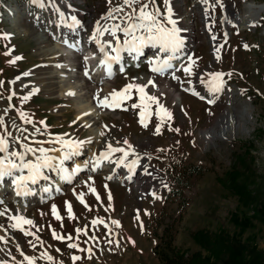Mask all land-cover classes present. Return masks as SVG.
Here are the masks:
<instances>
[{
    "label": "rangeland",
    "instance_id": "obj_1",
    "mask_svg": "<svg viewBox=\"0 0 264 264\" xmlns=\"http://www.w3.org/2000/svg\"><path fill=\"white\" fill-rule=\"evenodd\" d=\"M62 1L68 3L70 10H77L74 11L85 20L89 32L94 22L99 29L100 24H105V28L114 24L123 26L121 17L133 9L138 10L141 3L149 2L139 0L126 6L123 0ZM245 1L264 4V0H222L235 14L243 13ZM202 4L194 0H169L176 27L178 22L180 26L191 23L196 37L191 41L184 36L185 29L180 27L179 35L183 47L188 45L191 60L188 57L177 74L172 70L166 72L168 75L151 73L153 65L147 53L144 61L139 62L141 65L136 69L129 68L126 74L116 75L109 87L111 93L129 83L147 84L148 80H137L141 75L152 76L153 82L170 78L167 81L180 89L181 100L152 85L145 88L147 95L155 96L170 117L164 111L158 117L157 103L145 100L144 123L147 126L142 125V109L131 107L140 103V95L132 89L130 99L123 100L119 107L111 108L103 115L106 126L100 137L94 139L75 117L71 99L50 97L43 89L29 90V86L21 84L35 80L32 72L42 63L35 51V40L23 30L31 26L43 31L58 21L56 16L48 23V14L43 13L47 23L39 25L30 20L31 12L22 10L16 0H0V82H3L0 84V136H7L9 148L18 145L12 138L17 129H21L20 133L64 137L80 149L81 159L88 155L87 146L95 145L96 155L105 163L88 171L86 183L78 185L76 180L68 185L64 181L62 183L69 186L67 189L44 202L35 203L26 212L15 208L20 205L13 206L11 201L4 200L11 196V190L4 186L7 191L3 190V199H0L3 200L0 213H4L0 215V237L3 238L0 240V262L26 264L21 255L23 252L35 257V264H162L154 247L167 233L172 236L173 247L179 254L198 253L201 258L208 257L209 264H227V254L217 257L210 247L200 245L198 241L200 235L207 234L210 236L208 241L213 242L215 234L223 233L247 245L243 264L258 259L264 264V10L257 15L255 23L243 29L236 22L224 27L222 22H214L216 40L206 41L211 39L209 36L205 41H197L204 35L205 16L199 9ZM155 6L161 12L158 19L171 27L165 20L164 0H155ZM55 7L57 12L58 7ZM117 7L123 11L115 12ZM151 7L150 4L149 10ZM110 11L115 19L109 18ZM209 11L213 20L219 18L215 9ZM62 20L60 28L66 24ZM3 34H7V38H3ZM104 36H107L105 32L100 37L111 41L109 36ZM121 36L125 39L118 31L115 37ZM148 48L146 51L153 46ZM189 66L190 75L184 71ZM211 73L224 74L218 92L209 91ZM187 87L196 94L185 91ZM225 108L238 112V119L242 121L238 122L235 114L231 116L224 112ZM214 128L216 133L207 137L205 132L209 134ZM109 146L128 153L145 146L142 154L149 165L164 176V182L138 196L135 182L125 183L118 180L117 175L122 164L130 159V153L120 163L124 153H109ZM102 154H107L106 158ZM89 161H92L91 157ZM134 177L138 180L141 174L136 173ZM51 184L53 179H50ZM80 195L83 204L78 199ZM66 202L71 206L72 218H69ZM53 205L60 219L53 215ZM10 216L30 219L34 226L10 220ZM93 220L103 223L93 225ZM113 221H118L119 226ZM12 224L19 227L13 229ZM109 225L114 226L113 229ZM20 228L32 235H24ZM77 228L82 229L79 236ZM53 232L65 239H54ZM69 243L77 244L78 249L68 248ZM42 253H47L52 260L45 259ZM73 256L80 259L73 261Z\"/></svg>",
    "mask_w": 264,
    "mask_h": 264
},
{
    "label": "bare ground",
    "instance_id": "obj_2",
    "mask_svg": "<svg viewBox=\"0 0 264 264\" xmlns=\"http://www.w3.org/2000/svg\"><path fill=\"white\" fill-rule=\"evenodd\" d=\"M194 1L196 3L198 2V4L201 3L200 0ZM55 3L56 5L59 4V6H57L58 9L60 8V12L58 11L56 17L58 21L55 20L54 23H51L46 27L45 30H48V32H45V30L42 31L40 28H34L31 26L30 28L27 27L23 30L35 40V51L39 55L42 63L40 64L41 67L38 70L32 72L35 76V80L22 81L21 84L23 86H29V90H36L38 88L43 89L44 93L50 97L55 96L71 99L76 112L75 117L79 119V121L84 126L87 127L89 134H91L94 139H98L103 133V127L106 126V124H104L103 122L102 117L106 114L107 111H110L111 108L97 107V102L94 97H96L97 95L101 99H103L104 97H108L110 103L111 96L109 87L111 86V83L116 79V77L113 80L108 79V71H106L104 67L100 66V60L103 58V54H101L98 48L95 46L96 42L94 41L95 43H92L93 40L90 39V37H92L93 35V32L97 29V27L94 26L96 23L91 26L90 33L87 29L88 27L86 23L84 24L85 20L81 15L75 12L77 11L76 9L71 7L75 11L70 10L66 5L67 2L64 3L62 0H56ZM199 9L202 16H205V20H203L205 21V25L203 27L204 35L203 37H200V39H197V41H205V39L210 36L211 39L208 38L206 41L211 42L213 40H216L217 37V32L213 25L214 22H222L223 27L224 25L227 26L236 22L241 24V27L243 29L251 23H255V21L257 20V15H259L264 10V4L245 1L243 4V13L235 14L230 11L229 5L227 3L222 2V6L215 7V13L219 15V18H216L214 20L209 16V13H211V11H209L210 8H208L207 5L202 4L200 5ZM72 17H75L77 23L73 22ZM60 19H64L66 21V24L62 25L61 28ZM53 20L48 21V23ZM34 22H38V24L42 23L41 21ZM43 23L46 24L47 22ZM79 24L83 25L85 30L76 29ZM180 25L181 24H179L178 22L179 27L177 26V28L181 29L180 27H183L185 29L183 31L184 36L189 37L191 41L196 40L191 27L193 25L191 23H182L183 26ZM59 37H61V39H59ZM213 37H215V39H213ZM99 39L102 43H111L109 38L99 37ZM53 40H55V43L53 42ZM64 41H67L69 44H75L76 49L74 50L72 48H69L68 46H66ZM151 47L152 45H150V48ZM110 49V47H106V51L109 54L111 53ZM146 50H149V48L147 47ZM150 54H153L154 58H157L161 54L168 55V57H174L170 60V64L172 65V67L166 69V72L168 70H172L174 71V74H177V72L179 71L178 67L182 65L181 50L176 53L160 52L159 46L157 45L155 48L153 47L150 50ZM139 55H137L135 52H131L128 55V59H131V61L133 62L134 60L140 58ZM85 57H88L87 61H85ZM86 72L87 75H85ZM169 75L173 76L171 74ZM167 79L169 80L170 78ZM167 79L156 80L155 82H153L152 87H155L159 91L166 90L171 93V96H176L178 97V100H181V95L179 93L180 89H176L175 87H173L171 85V82L167 81ZM137 80H152V76L141 75L137 77ZM185 89V91L187 92L189 91L191 93H194L190 87H187ZM182 90L184 89L182 88ZM69 93L73 94L69 95ZM224 110V112L230 114L231 116L235 114V119L238 122L242 121L238 119V112L232 110V108H225ZM243 121H245V119ZM12 122L13 119L11 123ZM20 131L21 129L15 130V135L12 136V138L16 142L17 140L19 141L18 145L12 146L11 148H9V150L22 151L21 144H26L32 148H44L45 150L51 149V151H48L47 154L54 158L53 167L41 169L42 178L38 179L37 183L32 184L31 182H29L27 184V187L30 189L34 188L36 184H39L38 194H35V199L32 198L34 195H27V190L24 189L21 190L23 194L16 195L14 193L15 187L11 183V178H5L3 183H0L1 194L4 190V186H8L12 190V194L9 197L10 199L5 198L4 200H7L8 202L11 201L13 206L14 204L20 205L15 206V208L20 212H26L27 208L35 205V203H38V197H43L45 199L53 195L52 192L55 189L61 190L62 187H65L64 189H67L69 186L65 185V183H62L64 181L67 182L68 185L70 184V182L76 180L78 181V185L86 183V181L89 180L88 171H93L97 166L105 164L96 155L95 145L87 146L88 155H86L87 157H84V159H81L79 156L80 149L77 148V146H74L72 148L67 146L62 147L61 143L57 140L58 137L56 136L48 137L46 136V134L44 135L26 132L20 133ZM209 132V134L207 131L205 132L207 133V137H209L212 132L216 133L215 128L214 130ZM60 138H62L64 141H68L64 137ZM144 148L145 146H140L139 148L131 150L129 152L130 159L122 164V170H119V173L117 174L118 180H121L125 183L135 182L138 196H141L142 194L148 192V190L154 189L164 182V176L156 169H153L149 165L145 155L142 154ZM66 154L68 156L67 159L64 158ZM38 155H40L39 152H36L34 154L29 153L26 155L25 160H32L33 162H35V157ZM90 157L92 161H89ZM133 160H136V164L130 169L129 165H131V162ZM56 165H59V167H56ZM74 168L78 169L75 173L72 172V169ZM136 173L137 175L141 174L142 178L139 177V179L137 180L134 177ZM14 175H27V170L25 169L22 173L16 172L14 173ZM50 179H53V181L57 180L58 183H54L53 187H51ZM44 189H48V191H44ZM70 189L74 190L75 187H70ZM109 226L111 229H113L114 227L111 225Z\"/></svg>",
    "mask_w": 264,
    "mask_h": 264
},
{
    "label": "snow or ice",
    "instance_id": "obj_3",
    "mask_svg": "<svg viewBox=\"0 0 264 264\" xmlns=\"http://www.w3.org/2000/svg\"><path fill=\"white\" fill-rule=\"evenodd\" d=\"M31 3L39 4L40 7H43V3L41 0H30ZM124 4L126 6H131L133 4H136L139 2V0H123ZM201 3L208 6V8L215 9L216 6H222V0H201ZM151 4V10H149V5ZM164 5L166 9V15L165 20L167 21V24L171 25V27H166L164 23L158 19V17L161 15L160 10L155 6V0H149L148 3H141L138 10L133 9L131 13L125 14V16L121 17V20L123 21L122 24H114L111 28H104L103 31L99 29V27L93 32L92 37H90L91 40H94L98 46V50L101 54H103V58L100 60V66L104 67L106 71L110 70L111 63L110 62H116L118 63L121 60L120 52L121 51H128V52H135L137 55L140 54L141 48L145 45H152L153 47L159 46L160 52H171L176 53L178 52L182 45L183 40L181 39L179 35V29L176 27V21L172 18V9L169 7V0H164ZM59 11V9H57ZM115 12L119 13L122 12L123 9L120 7H117L114 9ZM207 12V9H206ZM109 18L115 19L112 15V11L109 12ZM72 20L74 23H77L75 20V17H72ZM122 32L125 40L123 41V44L121 45L120 42L117 40L116 46L112 47L110 42L102 43L99 39L100 36L104 34V32H108L113 37L116 36L117 32ZM139 33V34H138ZM3 38H7V34H3ZM215 39V37H213ZM66 46L72 49H76L75 44H69L67 41H64ZM106 47H110L112 52H115L116 55L110 56L109 53L106 51ZM245 48H247V45H244ZM8 53H5L7 55ZM173 56H169L167 59L159 60L157 58L156 61H152V67L151 71L156 73L163 74L166 69L171 68L172 65L170 64V60L173 59ZM16 59H20V57H16ZM85 61H87L88 57L84 58ZM189 60H191V57H189ZM10 63H14L15 61H9ZM190 67H187L184 69L186 74H191ZM123 70V69H121ZM110 74V71H109ZM87 75V72L85 73ZM223 73H211V80L209 81V91L210 92H218L221 90L222 86V80L221 77L223 76ZM230 75V74H229ZM173 79H178L177 77L173 76ZM3 82H0L2 84ZM153 81L148 80L147 84L141 85V84H134L129 83L127 84L123 89L117 91L113 90L110 93V96L112 97V102L109 103V98L104 97L101 99L98 95L94 97V99L97 102V107H103V108H112L115 109L116 107H119L121 102L126 99L131 98V90L135 89L137 93L140 95V103H134L131 105L133 108H141L140 116H141V124L144 126H147L144 123V104L143 102L145 100L152 101L154 103H157V116L159 117L160 112L164 111L166 115L170 117V114L167 113V110L163 108V105H160L157 101V98L155 96H149L145 92V88L148 85H152ZM73 93H69V95H72ZM196 94V93H194ZM27 99V97H25ZM209 103H212V101H209ZM127 110V109H124ZM23 115V114H21ZM2 123V121H0ZM159 131V125H157V132ZM177 131H179L177 129ZM8 135H11L10 133ZM57 140L61 143L62 147H74V142L71 141H64L62 138L58 137ZM17 143L19 141L17 140ZM124 143H127L125 141ZM130 147V146H129ZM22 151H16V150H9V143L7 136H0V183H3L5 178H11V183L15 187L16 194H21V188H25L29 182L32 184L37 183L38 179L42 178V172L41 169L45 168H51L53 167V157L49 156L47 154L49 150H45L44 148H32L26 144H21ZM39 152L40 155L35 157V162L32 160H25V157L29 153H36ZM111 152H123L124 156L121 157L120 163L124 162V159L129 155L127 151H125L122 148H111L109 146V153ZM103 156H107V154H102ZM65 159L68 158L67 154L64 157ZM136 164V160H133L131 162V165H129V168L133 167ZM56 167H59V165H56ZM27 170V175H14L16 172H23L24 170ZM78 169L74 168L72 169V172L75 173ZM44 191H48V189H44ZM94 192V189L92 190ZM78 199L80 203H84L82 199V195L78 196ZM2 203V201H0ZM66 207L69 213V218H72L71 213V206L66 202ZM7 209H5V212ZM53 215L60 219V217L56 214V206L53 205L51 209ZM4 213H0V215H3ZM10 220L19 221L21 224H27L30 226H34V223L30 219H26L21 216H10ZM103 223V221L93 220L92 224L95 225L97 223ZM113 224H116L119 226L118 221H113ZM13 229H17L19 227L18 224H12L10 225ZM20 230L24 233V235H32V233L24 230L23 228H20ZM82 229L77 228L76 233L77 236L81 233ZM86 234V233H85ZM53 238L64 240L65 237L56 235L55 232H53ZM3 238L0 237V240ZM37 240H39V237H36ZM67 239L71 240V237H67ZM94 239V237H93ZM6 242V241H5ZM111 243V241H109ZM29 244L31 247L35 248V245L32 244L31 241H29ZM68 248L78 249V245L75 243H69ZM59 251V249H57ZM87 251H91L88 249ZM21 255L23 256L24 262L26 264H35V257H30L27 255H24L23 252H21ZM45 259L51 261L52 257L49 256L47 253L41 254ZM73 261L80 259V257L73 256ZM0 264H3V262H0Z\"/></svg>",
    "mask_w": 264,
    "mask_h": 264
},
{
    "label": "trees",
    "instance_id": "obj_4",
    "mask_svg": "<svg viewBox=\"0 0 264 264\" xmlns=\"http://www.w3.org/2000/svg\"><path fill=\"white\" fill-rule=\"evenodd\" d=\"M209 237L210 236L207 234L200 235L198 239L200 245H206L208 248L210 247L217 257L227 254V264H243L244 252H246L248 248L246 244L240 243L238 239L231 238L223 233L215 234L213 242L208 241ZM172 241V236L164 233V238H162L161 243H158L154 247V253L162 264H209V258H201L198 253L190 256L179 254L174 249ZM260 260L261 259H258V261L255 260L254 263L251 264H260Z\"/></svg>",
    "mask_w": 264,
    "mask_h": 264
}]
</instances>
